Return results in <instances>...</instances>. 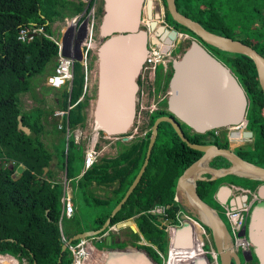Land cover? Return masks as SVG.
<instances>
[{
    "label": "trees",
    "instance_id": "1",
    "mask_svg": "<svg viewBox=\"0 0 264 264\" xmlns=\"http://www.w3.org/2000/svg\"><path fill=\"white\" fill-rule=\"evenodd\" d=\"M164 2L166 4V0ZM176 4L182 13L199 21L206 29L239 39L264 55V0H176ZM84 6L82 0H0V253L10 254L20 262L26 259L29 264H58L61 257V264H73L71 248L62 251L64 241L60 222L68 219L75 224V230L67 235L68 238L88 230L81 226V210L76 209L69 218L62 214L63 182L56 179L52 168L54 157L57 156L58 165L66 169L67 178H78L82 170L76 171L74 163L81 157L79 150L83 144L77 143L71 134L67 141L62 137L63 143L60 138L56 152L50 150L43 140V135L47 133L44 120H48L54 109L36 106L24 110L21 103V94L33 91L36 86L32 78L43 73L50 62L55 64L52 71L56 67L59 46L54 39L44 34L36 35L31 41L18 38L21 27L29 23L43 26L48 34L53 35L52 25L57 19L67 15L66 11H70L71 15L81 13ZM167 16L181 27L182 32L196 35L173 20L168 9ZM210 47L218 52L223 51ZM223 55L249 97L247 127L255 132L254 141L238 148L236 152L245 160L264 166V93L256 64L251 57L242 53L224 51ZM171 75L172 72L169 79ZM157 82L159 85L160 80ZM84 83L83 65L76 61L71 89H64L58 102L60 110L66 112L60 129L65 133L68 126L72 130L87 124L90 97L80 99L84 93ZM37 99L45 102L44 98ZM20 115L24 125L31 129L29 134L18 127ZM162 115H170L167 103L163 110L152 113L150 126ZM181 126L190 141L208 143L207 133L192 132L185 123H181ZM247 127L243 124L235 129L242 134ZM53 128V131H59L56 122ZM222 130V135H216L215 131L209 133L214 143L228 147L227 130ZM150 136L151 129L141 141L130 145L120 142L122 147L117 156L111 159L102 157L87 169L78 178L86 196H94L95 201L97 197L91 189L93 184L108 185L118 179L119 187L115 190L117 204L141 169ZM231 141L239 142L237 138ZM201 155V151L188 146L181 139L170 122H161L141 181L112 218V224H115L140 214L137 222L141 232L147 241L157 246L155 249L152 245H144V248L160 264V251L164 250L167 240V224L160 226L165 216L154 214L150 209L156 204H164L168 222L177 223V214L183 210L175 198L177 180L184 169ZM216 181H200L199 190H203L200 193L213 195ZM251 181L260 183L254 179ZM106 199L96 201L105 205ZM111 212L112 209L98 216V227L104 224ZM187 222L194 224L188 219L184 220L185 224ZM196 230L199 228L196 227ZM169 236L172 239L169 240L166 264H208L209 259L200 251L198 238L195 243L191 234V246L185 248L189 237L180 233L179 226H175ZM79 241H74L72 245ZM254 258L260 264L258 258Z\"/></svg>",
    "mask_w": 264,
    "mask_h": 264
},
{
    "label": "water",
    "instance_id": "2",
    "mask_svg": "<svg viewBox=\"0 0 264 264\" xmlns=\"http://www.w3.org/2000/svg\"><path fill=\"white\" fill-rule=\"evenodd\" d=\"M146 1L148 16L152 18L154 0H104V11L99 24L102 42L96 51L97 92L91 117L97 129L111 136L128 132L135 119L138 78L150 39L147 29L141 28ZM166 5L173 20L193 31L203 42L223 51L242 53L251 57L256 64L258 79L264 93V55L239 39L206 29L199 21L182 13L177 7L176 0H166ZM157 23L156 19L151 21L152 30ZM159 28H162L161 34L167 33V41L163 49L167 52L182 31L174 26L166 28L161 25ZM184 33L190 37V34ZM156 35L159 36L157 32ZM190 39V45L182 55L172 61V75L168 83L170 94L167 97V109L170 115L159 116L154 121L146 157L137 176L104 224L97 229H88L72 235L63 242L62 251L74 241L80 240V243L87 237L99 238L101 241L105 240L106 244H111L112 236L109 231L112 227V218L141 180L158 136L159 125L163 121H168L188 146L202 152V155L179 176L176 184V200L180 202L179 195L183 194L193 207L207 216L208 222L198 217L211 230L213 247L218 253L219 264H242L231 231L218 211L202 199L198 192V184L200 181H216L229 174L241 175L264 183V166L245 160L230 143L228 147L219 146L213 142V136L209 133L225 129L230 141L237 138L242 143L253 142L255 132L247 127L250 100L232 69L215 56L202 41L195 37ZM82 57L80 56L79 60H82ZM181 123L189 126L192 132L207 133L208 143L190 141ZM243 124L247 129L240 134V130L235 128ZM18 127L28 134L31 132V129L24 125L21 115ZM226 183L231 187L232 183ZM261 194L264 195V186ZM248 198L249 194L244 193L236 196V202L239 205ZM128 223L129 219H126L118 222L117 225L124 226ZM131 227L137 231V228L132 225ZM179 228L180 233H185L189 237L188 245L184 247L190 248L191 226L183 223ZM245 233L252 245L244 253L246 260L251 261L256 256L259 263L264 264V199L259 196L252 207ZM142 243L155 246L146 239ZM132 248L141 249L130 246L110 251L112 263L157 264L146 254L132 252ZM58 264H61V257Z\"/></svg>",
    "mask_w": 264,
    "mask_h": 264
},
{
    "label": "rangeland",
    "instance_id": "3",
    "mask_svg": "<svg viewBox=\"0 0 264 264\" xmlns=\"http://www.w3.org/2000/svg\"><path fill=\"white\" fill-rule=\"evenodd\" d=\"M75 1H79V0H75ZM82 1L85 2V6H84L85 8L81 13L77 14V16L79 18L78 22L72 23L73 22L72 19L75 16L71 15L70 11H66L67 15H65L63 18L57 19L53 23V25H52L53 35L52 36H53L54 40L57 42V44L59 46V50H60V44L63 45V43H65V45H67L69 47V49L65 50V47L62 46L64 52L66 51L65 53H68V51L73 48L74 53L76 52V61H78L82 64L83 59H85V57H87V61L88 62L90 61L93 63L92 66L94 67V69H93L94 72L89 75L90 78L93 80V82H95L93 90L90 92H86L80 98V99H83L84 97H87V96L90 97V105L88 107V111H90L92 106H93V103L96 99V91H95L96 81H94L97 78L96 51H97L98 46L102 42V37H101L100 31H99V24H100V20H101V17L103 15V11H104V0H82ZM159 3L161 5V7H158ZM153 7L155 10L154 11L155 17H156V15H158L154 19H156L159 24H162V21L164 19V17H163L164 7L161 3V0H154ZM143 9H144V17H146L145 12L147 10V1L144 3ZM145 22H148V20L146 18L144 19V23ZM141 28L146 30L144 25H142ZM190 35L192 37H195V38L199 39L200 41H202L199 38V36L193 35V34H190ZM149 36H150V38H153L154 36L156 37V32L150 31ZM190 40H191L190 37H188L186 39H182L181 34H180L179 40L177 41V44H176V46H178V48L174 50L175 54L178 53L177 55H175V57L182 55L184 50L190 45ZM88 43L93 48H89V46L86 45ZM203 44L213 54H215V56H217L219 59H221L223 62H225L226 57L223 55L224 51L218 52V51L212 49L208 43L203 42ZM80 56H83L82 60H79ZM59 58L60 57L58 54V57L56 58L58 63H59ZM57 65H56V67H57ZM53 66H55V64L53 62H50L46 66L43 73L37 74L32 78V81L34 84H36V86L34 87L33 91H29V92L21 94V103H22V107L24 110H30L36 106H40V107L45 108L47 110L54 109V112L49 115L48 120H46V121L44 120L46 129H47V133H45L43 135V140L50 150L56 152V149H57L56 145L59 144V142H61V141L63 143V141H64L63 139H66V141H67V133L60 130L61 125L63 123V116L56 114V112H58L60 110L58 102H60L59 100L61 98V92L64 91V89H66V88L70 90L71 87H70V82L61 86V87H53V86L48 85L47 76L50 74H53L54 70L56 68L55 67L54 70L52 71L51 69ZM162 69H163V65L159 64V71H161ZM37 97L38 98H44L45 102H40V100L37 99ZM154 97H155L154 99H158L157 95H155ZM151 98H152V96L150 98L142 99L141 90L137 91L135 119H134L133 124L129 128L128 132L125 133V135H131L135 131V128L138 126H140L139 132L141 134V137H145L144 134L146 132L148 133V131H150V129L152 127L149 124V120H150V117L153 113L151 111V104H150ZM152 101H153V99H152ZM166 103H167V100L165 99L164 101H162L161 104L165 105ZM142 104L145 106V108L141 107ZM157 104L158 103L156 101V106H157ZM55 122H56L58 130H59L57 132L53 131V129H54L53 124ZM92 126H93V120H92L91 115H90V116H88L86 126H83V130L86 132V134L83 137V140H81L83 146L85 145L87 147V145H88L90 135H91V131H92ZM62 137H63V139H62ZM60 138H61V141H60ZM124 142L129 143L131 141H124ZM120 144L117 143L116 146H114L113 144L108 146L107 149L103 150L102 156H104V157L115 156L122 147ZM101 148H102V146H101ZM235 150H238V148H236ZM79 153L81 154V157L76 159L75 163H74V167H75L76 171L83 170L84 165H85V163H84L85 151H84L83 147L81 150H79ZM53 167L57 168V170H56L57 172L54 171L56 174V179L63 182L64 178H65L66 169H63L58 165L57 156L54 157V160L52 162V168ZM221 180L228 181V182L236 184L238 186L249 187L252 189V191H256V188L258 186V184H255V182L251 181V179H249V178H246L244 176L237 175V174H229L227 176L219 178L214 183L213 189L216 188V186H218V183ZM67 188L73 196V200H74V203L76 205V209H78L79 211L81 210L80 215H79L81 222H82L81 226L85 227L87 229H90L92 227L93 228L98 227L99 226V222L97 221L98 216L101 214H104V213H108L111 209L113 210V208L116 206L115 198L114 199L113 198L106 199L107 203L105 205H100L96 201L97 199L103 200V198H108L110 196L111 186H109V185H104V184L103 185H98V184L92 185L91 189L97 197V199L95 198V201H94V196H90V195L88 197L86 196L87 193L85 192V189L83 188V186L79 184L77 177L72 178L68 182ZM213 195L207 196L208 204H210L214 209H216L218 211L220 216L223 218V220L227 224L229 230H231V224H230L228 217L225 214L224 206L221 205L217 200H215ZM181 205H182V208L184 209L185 213H188L189 215H193L196 219L200 220L198 215H196L194 213L195 207H193L192 205H184V204H181ZM254 205H255V203H254ZM128 219H129L128 224H130L131 222L134 223L133 217H130ZM61 224H62L61 225L62 232L65 235L66 240H67L68 239L67 235H69L70 232L71 233L74 232L75 224L68 219L61 222ZM128 224H125L121 228H118L117 231L120 233H123L125 230L128 229V227H129ZM203 225L205 226V228L210 233L211 230H210L209 226H207L205 224H203ZM95 239L96 238H93V237H87V238H84L83 240H86L87 242L93 244L97 248L103 249L105 247V242L104 241L97 242V241H95ZM201 240H202L203 246L206 249V251L210 252V248H211L210 243L205 240L204 235H201ZM80 243H77L76 245H72V247H71V250H72L73 255H74V261L76 260V258H77L76 256L81 249ZM86 243H84L82 246H87ZM169 246H170V244L168 243V240H166L165 244H164V250L163 251L159 250L161 252L160 253V260H161L162 264L167 263V258H168V253H169L168 247ZM251 246L252 245H250V248H251ZM153 247L155 249L157 248L156 245ZM141 249H144L147 252L146 248H144V244H143V248H141ZM239 254H240V258L242 260V264H257L255 261V258L251 261H247L245 258L244 252L241 249L239 250ZM165 261H166V263H165ZM20 264H29V262L26 259H24Z\"/></svg>",
    "mask_w": 264,
    "mask_h": 264
},
{
    "label": "built area",
    "instance_id": "4",
    "mask_svg": "<svg viewBox=\"0 0 264 264\" xmlns=\"http://www.w3.org/2000/svg\"><path fill=\"white\" fill-rule=\"evenodd\" d=\"M78 20L79 18L76 15L75 17H73L72 23H75V22L77 23ZM181 33H184V32H180V34ZM39 34H44L54 39L52 35L48 34L45 31V28L43 26L36 25L34 23H29V24L22 26L21 29L19 30L18 38L22 41H31L36 35H39ZM163 45H165V41L157 35L156 37L154 36L153 38L149 39L148 52H147L145 61L143 63V66L140 72L141 84H140L139 90H141L142 99L150 98L152 96V98L150 99L152 112L154 109L158 108L160 99L165 100L170 94L167 79H169L170 73L172 72V65H171L172 61L179 57V56L175 57V55H177L178 53L177 54L174 53V50L177 49L178 47L175 48L172 45L170 49L167 52H165L163 50ZM62 46L65 47V50L69 49V47L65 45V43H63V45L60 44L59 63L57 67L55 68L54 73L47 76L48 85L53 86V87H61L69 82H70V87L72 86V80H73V74H74V63L76 61V52L74 53V49L72 48L71 50L68 51V53H65L66 51L64 52ZM87 62H88L87 57H85V59H83L82 61V65L84 66V72H85V83H84L83 95L87 91V86L89 82ZM159 64L163 65V69L161 71H159ZM157 78H159L160 80L159 85L157 82ZM155 95L158 96V99H154ZM156 101L158 103L157 106H156ZM141 107L145 108L143 104ZM56 114L64 116L66 112L64 110H59L58 112H56ZM136 130L137 128H135V131ZM135 131L132 134H135ZM218 132L219 130H216V134ZM66 133H67V140L70 137V135L73 134L75 137V141L81 144H82L81 140H83V137L86 134V132L83 130V126H78L72 130L68 126ZM144 135L146 136L147 132ZM122 138L123 136L121 135L111 136V135H108L102 132L101 130L97 129L93 123L88 145L87 147L85 145L83 146L84 151H85V154H84L85 165H84V168L81 174L78 176V178L82 176L83 173L87 169L91 168L95 163L101 160L102 157H104L102 156V152L104 149H107L108 146L112 144L116 146V141ZM70 180L71 179L67 178V175L65 173V178L63 181V195L61 198V202H62V208H63L62 214L68 218L71 217L76 211V205L74 203L73 196L67 188L68 182ZM231 187L233 188L235 192V197L233 198L234 204L233 205L225 204L224 210L231 224L230 231L232 233L233 240L235 242L236 250L239 252V250L241 249L244 253H246L250 249L251 243L246 238L245 228L248 225L251 210H252L254 203L256 202V199L258 198V194L256 191H252L251 188L246 187V186H238L232 183ZM244 193H248L249 198L246 202H243L238 205L236 202V196H241ZM150 211L159 216H165V219L162 221L163 224L161 226H163L164 224H167V226L165 227V231L167 232L168 241L172 239V237L169 235L171 231L173 230V228H175V226H181V224H183L184 220L186 219L190 220L191 222L193 221L194 222L193 238H194L195 243H196V238H198L199 243H200L199 244L200 249H201L200 251H202V253H204L206 257L209 259L208 264H219V256L213 247V241H212L211 234L208 232V230L203 225L205 224L203 221L196 219L193 215H189L188 213H185L183 210H181L177 214V218H176L177 223H169L168 222L169 217L167 216V209L164 204H156L153 208L150 209ZM61 225L62 224L60 222V226ZM196 227L199 228L198 231L196 230ZM61 232H62V228H61ZM201 235H204L205 240L210 243V246H211L210 252L206 251V249L204 248L202 240H201ZM62 240L63 241L66 240V237L63 234V232H62ZM242 240H245L247 244H242ZM69 247L71 248L72 244H70ZM7 255H10V254L0 253V257H5ZM20 263L21 262L19 261L18 264ZM0 264H3L1 260H0Z\"/></svg>",
    "mask_w": 264,
    "mask_h": 264
},
{
    "label": "flooded vegetation",
    "instance_id": "5",
    "mask_svg": "<svg viewBox=\"0 0 264 264\" xmlns=\"http://www.w3.org/2000/svg\"><path fill=\"white\" fill-rule=\"evenodd\" d=\"M161 3H162V5H163V7H164V11H163V17H164V19H163V21H162V24H159V23H157V25L155 26V28L152 30V25H151V21L155 18V10H154V7H153V17L152 18H150L149 16H148V11L146 10V12H145V14H146V17H144V9H143V23H144V19L146 18L147 20H148V22H145L144 24H142V25H144V27L147 29V31L148 32H150V31H154V32H159V31H162V28H159V26L161 27V25H164L166 28L168 27V28H171V27H176L178 30H180V26L179 25H177V24H175L168 16H167V5L165 4V2H164V0H161ZM158 7H161V5H160V3L158 4ZM158 34V33H157ZM159 35V37H162V34H158ZM192 36L190 35V38H191ZM93 65V63L92 62H87V71H88V73H89V75L90 74H92L93 72H94V67L92 66ZM91 66V67H90ZM83 69H84V66H83ZM96 73H97V78H96V80H94V81H96V87H95V91L97 92V82H98V65H97V70H96ZM88 75V76H89ZM159 78H157V80H158ZM89 82H88V86H87V91L86 92H90V91H92L93 90V87H94V84H95V82H93V80L90 78V76H89ZM138 84H139V88H138V90L140 89V84H141V77H140V75H139V78H138ZM92 87V88H91ZM166 100H167V98H166ZM162 101H164L163 99L161 100L160 99V102H159V104H158V108L157 109H154L153 110V112H155V111H158V110H163V107H165V105H162L161 103H162ZM94 104V103H93ZM168 110V109H167ZM137 128V130L135 131V134H131V136L130 135H125V134H122L121 136H123V138L122 139H118L117 141H116V144L117 143H119L120 144V142H123V143H125L124 141H131V142H129V143H126L127 145H130V144H132V143H134V142H137V141H141V138H144V137H141V134H140V132H139V128H140V126H138V127H136ZM152 129V128H151ZM222 132H223V130L221 129V130H219V132L216 134V135H222ZM216 133V132H215ZM235 151H237V150H235ZM118 155V153L115 155V156H117ZM115 156H107V158L108 159H111V158H114ZM139 172V171H138ZM138 174V173H137ZM137 174H136V176H137ZM135 176V177H136ZM135 177H134V179H135ZM133 179V180H134ZM133 180H132V182H133ZM141 181V180H140ZM139 181V182H140ZM139 184V183H138ZM200 184V183H199ZM198 184V192H199V194H200V196L202 197V199H204L205 201H207V195H205L204 193H200V192H202L203 190L202 189H200V190H202V191H200L199 190V188H200V185ZM109 186H111V194H110V196L108 197V199H111V198H115V190L119 187V181H118V179L117 180H115V181H113V182H111L110 184H108ZM131 185V184H130ZM129 185V186H130ZM129 188V187H128ZM181 204H183V203H181ZM183 211H184V209H183ZM140 214H138V215H136V216H133V219H134V224H136V226H135V228L137 227V231H134L133 229H132V227H131V224H128V229L127 230H125L123 233H120V232H118L117 231V229L118 228H121L122 226H118L117 225V223H115V224H112L111 226V229H110V231H109V233L111 234V236H112V239H111V244H106V241L104 240V242H105V247L102 249V248H97V250H99V251H101V250H104V251H102V252H110V251H114V250H116V249H123V248H126V247H130V246H135V247H139V248H143V241L145 240V237H144V235H143V233L141 232V229H140V227H139V225H138V222H137V218H138V216H139ZM114 225V226H113ZM161 226V225H160ZM99 228V227H98ZM97 229V228H96ZM139 236V237H138ZM97 237V236H96ZM95 241H97V242H101V239H95ZM147 250V249H146ZM148 252V253H147ZM147 255L154 261V262H156L157 264H160L159 263V261L158 260H156L155 259V257L151 254V252L149 251V250H147ZM240 255V254H239Z\"/></svg>",
    "mask_w": 264,
    "mask_h": 264
},
{
    "label": "bare ground",
    "instance_id": "6",
    "mask_svg": "<svg viewBox=\"0 0 264 264\" xmlns=\"http://www.w3.org/2000/svg\"><path fill=\"white\" fill-rule=\"evenodd\" d=\"M154 2V1H153ZM158 15H156L157 17ZM155 17V18H156ZM158 34H161L162 31H157ZM162 39L164 41H167V33L162 34ZM180 34L178 38L173 42V46L176 47L177 41L179 40ZM181 38L186 39L188 38V35L185 33H181ZM91 43V42H90ZM165 45H163L164 49ZM237 128V127H236ZM187 205H190L189 203ZM194 213L201 217L203 221L208 222L207 216L200 212L198 209L194 208ZM193 222V221H192ZM132 226L135 227V224L133 222L130 223ZM86 240H83L81 243V246L86 243ZM87 246H80V251L77 254V258L74 262V264H113L112 263V253L111 252H102L97 250V247H95L93 244L87 242ZM170 244V241H169ZM242 244H247L245 240H242ZM132 252L138 253V254H146V251L144 249H131ZM0 260L3 262V264H15L17 262L16 259L10 256L0 257ZM121 264H132V263H121Z\"/></svg>",
    "mask_w": 264,
    "mask_h": 264
},
{
    "label": "crops",
    "instance_id": "7",
    "mask_svg": "<svg viewBox=\"0 0 264 264\" xmlns=\"http://www.w3.org/2000/svg\"><path fill=\"white\" fill-rule=\"evenodd\" d=\"M77 15V14H76ZM76 15H73V16H76ZM89 46V48H93L88 44H86ZM92 114V108L91 110L89 111V116ZM229 143L231 144V146L234 148V150L236 148H240L244 145H247L249 143H252V142H246V143H242V142H232L229 140ZM54 171L57 170V168L53 167ZM57 172V171H56ZM248 178V177H246ZM226 182L228 181H224V180H221L219 183H218V186H216V189L214 191V198L215 200H217L221 205H225V204H230V205H233L234 202H233V198L235 197V192L233 190L232 187H230ZM264 186V183L263 182H260L256 188V192L258 194L259 197H261L262 199H264V195L261 194L262 192V188ZM226 189V190H224ZM179 198H180V203H183L184 205H187L189 202L188 200L185 198V196L183 194H180L179 195ZM190 204V203H189ZM191 205V204H190ZM189 224L191 226V229H192V236H193V225H191L189 222L186 223V225ZM161 253V252H160ZM7 256H10V257H13L11 255H7ZM14 258V257H13ZM16 259V258H14ZM17 262L15 264H18L19 263V260L16 259Z\"/></svg>",
    "mask_w": 264,
    "mask_h": 264
}]
</instances>
